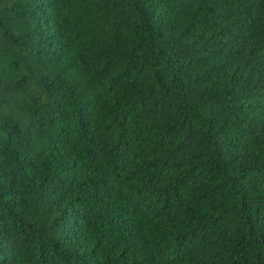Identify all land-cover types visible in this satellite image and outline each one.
I'll use <instances>...</instances> for the list:
<instances>
[{
    "label": "trees",
    "instance_id": "16d2710c",
    "mask_svg": "<svg viewBox=\"0 0 264 264\" xmlns=\"http://www.w3.org/2000/svg\"><path fill=\"white\" fill-rule=\"evenodd\" d=\"M0 264H264V0H0Z\"/></svg>",
    "mask_w": 264,
    "mask_h": 264
}]
</instances>
